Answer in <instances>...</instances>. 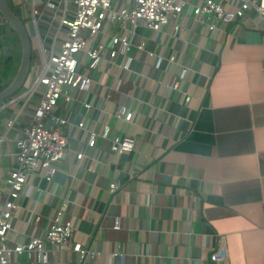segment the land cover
<instances>
[{"label":"crops","instance_id":"obj_1","mask_svg":"<svg viewBox=\"0 0 264 264\" xmlns=\"http://www.w3.org/2000/svg\"><path fill=\"white\" fill-rule=\"evenodd\" d=\"M127 1L113 0L111 7L121 10ZM186 1L175 21L179 30L114 23L88 44L103 46L95 68L86 56L79 58L90 90L73 91V101L60 100L54 112L67 120V158L51 182L28 177L14 202L9 247L43 237L58 213L60 222L74 227L72 241L90 254L60 252L46 243L45 258L12 254L9 264H217L209 255L221 242L225 264H264V19L250 11L241 20L216 21L210 31L192 17L198 0ZM10 3L27 29L31 58L23 87L0 103V211L8 198L4 181L15 168V142L44 88L19 96L39 74L42 48L49 49L58 25L44 19L33 25L28 0ZM128 31L129 50L123 54L118 46L110 59L111 37ZM14 36L0 16V75L7 85L18 66L10 53L19 47ZM157 58L163 60L156 70ZM175 81L176 90L170 87ZM120 108L133 113L131 123L115 117ZM104 125L111 136L134 138L126 160L110 150L109 139L96 137L87 146L88 133L98 134ZM77 152L84 155L80 161Z\"/></svg>","mask_w":264,"mask_h":264},{"label":"built area","instance_id":"obj_2","mask_svg":"<svg viewBox=\"0 0 264 264\" xmlns=\"http://www.w3.org/2000/svg\"><path fill=\"white\" fill-rule=\"evenodd\" d=\"M30 4L31 24L37 25V20L44 19L48 24L57 22V27L51 36V46L47 50L42 48L43 62L39 74L32 81L31 88L19 97L30 98L36 94L38 86L44 88L39 95L37 106L32 112L29 126L23 129L22 135L16 140L15 168L10 170L4 183L8 188V198L4 201L0 211V264H9V257L14 254L31 253L46 256L44 245L48 243L64 252L69 250L82 257L89 255V251L81 244L72 241L74 227L69 222H60L57 213L46 228L43 237L31 238L23 244L9 247L7 232L11 229V218L17 208L15 200L24 191L27 178L35 176L46 182H51L57 171V165L67 158L69 151L67 139L62 132L64 120L54 114L59 101L69 105L72 101V92L88 93L91 87L89 76L79 72L80 56L84 55L90 60L89 68H95L97 62L103 57L102 43L94 48H88L98 34H104L110 24L127 23L135 26L139 23L144 28L159 32L164 26L173 25L175 30L179 26L175 21L182 15L186 0H128L121 10H113V0H28ZM41 4L40 12L36 4ZM254 12L260 19H264V0H198L192 6L193 19L208 30H215L216 21H236L245 18L248 12ZM50 32V31H49ZM51 33V32H50ZM60 34L63 39L58 38ZM131 33L116 34L111 37L108 56L110 59L117 55L116 48L126 53L132 43ZM143 51V44H137ZM162 58H157L154 68L159 69ZM168 60L174 63L173 57ZM127 70V65L123 66ZM184 77V70L178 78ZM155 80H151V85ZM178 81L172 82L170 87L178 88ZM19 97L12 98L8 103H14ZM189 96L185 101L188 102ZM88 108V104H84ZM115 117L125 123L133 121V113L125 112L120 108ZM10 119L7 127L13 125ZM83 124H78L82 128ZM96 137L109 139L110 150L117 154H129L134 149V138L131 136H111L108 126H102L100 133L89 132L87 146L95 145ZM84 155L77 152L75 159L80 161ZM115 186L111 185V190ZM28 214L27 222L31 220ZM38 218H35L37 221ZM212 263L225 264L228 261L227 252L223 242L209 255Z\"/></svg>","mask_w":264,"mask_h":264},{"label":"water","instance_id":"obj_3","mask_svg":"<svg viewBox=\"0 0 264 264\" xmlns=\"http://www.w3.org/2000/svg\"><path fill=\"white\" fill-rule=\"evenodd\" d=\"M0 16L10 26L17 38L20 48V58L17 69L9 84L0 91V103L13 97L23 87L30 68L31 42L27 29L20 18L12 11L6 0H0ZM121 160H126L127 155L121 154Z\"/></svg>","mask_w":264,"mask_h":264},{"label":"trees","instance_id":"obj_4","mask_svg":"<svg viewBox=\"0 0 264 264\" xmlns=\"http://www.w3.org/2000/svg\"><path fill=\"white\" fill-rule=\"evenodd\" d=\"M7 2H8V4H9V6H10V8L12 9V11L17 15V17H19V14H18V12H17V10L15 9V7L10 3V0H6ZM20 18V17H19ZM14 39H15V41H16V44H18V41H17V38L14 36ZM9 46H10V44H8ZM18 46H19V44H18ZM11 55H14V61H16V63L18 62L19 63V58H20V48L18 47V49H17V54H15V50H12L11 52ZM17 63V64H18ZM11 66H10V68H9V71L8 72H10L11 71ZM7 86V83H5L4 82V80H3V78L1 77V75H0V91L3 89V88H5Z\"/></svg>","mask_w":264,"mask_h":264},{"label":"rangeland","instance_id":"obj_5","mask_svg":"<svg viewBox=\"0 0 264 264\" xmlns=\"http://www.w3.org/2000/svg\"><path fill=\"white\" fill-rule=\"evenodd\" d=\"M36 9L38 10V11H40L41 9H42V5H40V4H36ZM20 17V16H19ZM21 20H22V18H20ZM23 21V20H22Z\"/></svg>","mask_w":264,"mask_h":264},{"label":"bare ground","instance_id":"obj_6","mask_svg":"<svg viewBox=\"0 0 264 264\" xmlns=\"http://www.w3.org/2000/svg\"><path fill=\"white\" fill-rule=\"evenodd\" d=\"M19 18V17H18Z\"/></svg>","mask_w":264,"mask_h":264}]
</instances>
